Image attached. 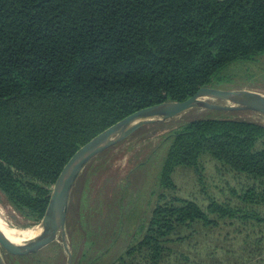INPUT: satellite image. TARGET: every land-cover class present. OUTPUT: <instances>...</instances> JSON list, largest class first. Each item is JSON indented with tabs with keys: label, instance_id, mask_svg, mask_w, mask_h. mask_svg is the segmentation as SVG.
<instances>
[{
	"label": "trees",
	"instance_id": "1",
	"mask_svg": "<svg viewBox=\"0 0 264 264\" xmlns=\"http://www.w3.org/2000/svg\"><path fill=\"white\" fill-rule=\"evenodd\" d=\"M262 56L264 0H0V191L32 220L49 218L52 186L95 137ZM189 113L156 122L176 126L160 188L176 189L187 168L206 192L208 160L217 176L246 178L231 188L238 202L201 207L161 192L142 236L110 264H264V124ZM237 224L251 230L222 232Z\"/></svg>",
	"mask_w": 264,
	"mask_h": 264
},
{
	"label": "rangeland",
	"instance_id": "2",
	"mask_svg": "<svg viewBox=\"0 0 264 264\" xmlns=\"http://www.w3.org/2000/svg\"><path fill=\"white\" fill-rule=\"evenodd\" d=\"M225 76L226 82L219 84L217 89L264 98V56L253 62H239L230 66ZM208 101L226 103L217 99ZM195 109L196 113L183 115L182 118L224 116L264 124V115L257 112L217 114L206 113L203 108ZM156 122L157 119L152 118L137 134L118 143L114 149L104 151L105 154L101 153L80 174L72 190L67 219L73 264H110L116 261L130 241L142 236L143 227L150 219L161 192L168 198L191 199L201 207H205L211 199L232 205L238 202L230 191L231 188L245 185L248 182L246 178H234L226 173L217 176L213 164L208 160L203 171L206 192L201 191L202 186L196 176L187 168L175 171L173 179L176 189L163 191L159 181L168 148L164 138L176 126L170 121L163 125H156ZM145 160L148 163L137 170V165ZM131 170L133 173L129 175ZM51 189L55 190L54 185ZM23 213L0 191V220L6 224L7 231L22 237L44 235L50 230L52 218L35 221L26 216L25 211ZM235 230L229 227L222 232L236 239L251 229L248 225L237 224ZM219 233H212L217 243L222 236ZM203 238L196 241L205 245ZM3 251L8 264H65L67 256L60 238L33 250L3 247Z\"/></svg>",
	"mask_w": 264,
	"mask_h": 264
},
{
	"label": "water",
	"instance_id": "3",
	"mask_svg": "<svg viewBox=\"0 0 264 264\" xmlns=\"http://www.w3.org/2000/svg\"><path fill=\"white\" fill-rule=\"evenodd\" d=\"M209 99L222 100L226 103L216 104L209 102ZM195 108L228 112L252 111L264 115V98L253 94L233 93L204 87L184 101L154 105L123 119L84 146L65 169L58 184L54 186L55 205L53 213L49 217L52 218V226L47 233L14 241L0 231V264H6L2 253L3 247L33 250L46 246L59 238L67 252L65 264H72V248L67 235L68 207L72 190L84 168L95 157L129 138L136 130L148 124L152 118L163 122Z\"/></svg>",
	"mask_w": 264,
	"mask_h": 264
},
{
	"label": "bare ground",
	"instance_id": "4",
	"mask_svg": "<svg viewBox=\"0 0 264 264\" xmlns=\"http://www.w3.org/2000/svg\"><path fill=\"white\" fill-rule=\"evenodd\" d=\"M5 214V213H4ZM8 214V213H7ZM50 223V222H49ZM47 229V228H46ZM0 231L4 234V235H6L8 238H10L11 240H14V241H18V240H22V239H26V238H28V237H31V236H35V235H29V236H16V235H14L12 232H10V231H7V226H6V224L2 221V220H0ZM22 235V234H21Z\"/></svg>",
	"mask_w": 264,
	"mask_h": 264
}]
</instances>
